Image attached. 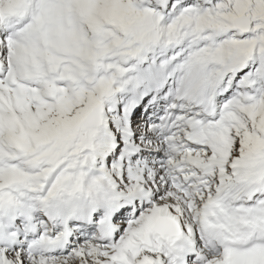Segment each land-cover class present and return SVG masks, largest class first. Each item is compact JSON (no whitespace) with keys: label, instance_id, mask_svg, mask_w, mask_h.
Instances as JSON below:
<instances>
[{"label":"snow or ice","instance_id":"obj_1","mask_svg":"<svg viewBox=\"0 0 264 264\" xmlns=\"http://www.w3.org/2000/svg\"><path fill=\"white\" fill-rule=\"evenodd\" d=\"M0 264H264V0H0Z\"/></svg>","mask_w":264,"mask_h":264}]
</instances>
